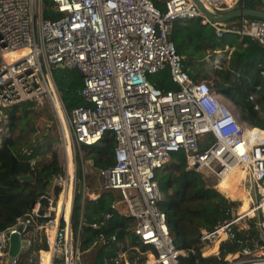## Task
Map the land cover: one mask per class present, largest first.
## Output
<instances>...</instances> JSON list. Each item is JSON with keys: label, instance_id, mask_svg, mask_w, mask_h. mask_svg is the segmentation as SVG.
<instances>
[{"label": "built area", "instance_id": "obj_1", "mask_svg": "<svg viewBox=\"0 0 264 264\" xmlns=\"http://www.w3.org/2000/svg\"><path fill=\"white\" fill-rule=\"evenodd\" d=\"M159 1L165 10L154 0H53L51 9L59 17L48 19L45 0H0V112L46 97L59 121L61 167L32 208L0 230V264H8L12 234L27 242L21 253L38 254V264H83L85 251L107 242L100 231L83 252L85 227H102L115 212L133 220L128 229L141 242L118 250L112 257L115 264H181L189 251L171 237L157 179L172 154L181 150L188 168L203 170L209 186L228 199L237 198L219 187L224 179L241 172L237 183L244 180L250 187L245 212L236 201L225 222L200 231L201 255L223 252L225 264H264V129L244 123L211 82L194 80L170 38L177 19L199 18L213 26L218 40L230 32L264 45V18L223 23L201 12L194 0ZM201 1L215 15L247 7L246 0ZM220 56L216 66L227 59ZM58 68L81 70L80 94L87 105L66 108L54 79ZM163 70L170 72L177 89L162 90L149 80ZM106 131L116 141L114 162L98 168L85 147L102 142ZM206 136L209 142L203 145L200 138ZM86 166L99 176L93 196ZM78 192L82 208L75 224ZM103 192L117 197L103 218L90 223L84 216L86 199ZM220 236L225 239L217 250L205 255ZM38 243L44 247L36 250ZM226 243H236L237 250L223 249Z\"/></svg>", "mask_w": 264, "mask_h": 264}, {"label": "trees", "instance_id": "obj_2", "mask_svg": "<svg viewBox=\"0 0 264 264\" xmlns=\"http://www.w3.org/2000/svg\"><path fill=\"white\" fill-rule=\"evenodd\" d=\"M154 1L156 6L165 10L163 1ZM45 2L48 8L44 12V17L48 19L59 17L57 12L51 9L53 0H45ZM246 6L264 10V0H246ZM170 38L174 41L177 52L182 56L183 65L194 80L206 79L211 82L213 88L224 98L229 99L232 109L240 114L244 123L264 129V45L249 36L240 38L239 35L230 32L218 40L213 26L204 24L199 18L187 21L177 19L173 23ZM227 45L234 48L231 52L228 50L225 52L227 59L224 65L215 67L212 63L219 56L216 51H224ZM83 78L81 70L76 68H58L54 71L55 82L68 110L88 104L80 94ZM149 80L162 90L177 89L168 70L155 72L149 76ZM44 99L46 108H38L41 102L39 99H34L4 111L7 115L16 111L21 115H28L31 119L28 122L30 134L35 131L31 123L34 118L46 117L49 120L46 126L48 135L45 136L46 133L40 135V138L33 142L34 145L27 143L23 130H20L15 121L9 124L0 122V129L2 127L5 129V133L0 130V230L12 226L18 216L29 211L49 190L53 178L61 172L56 148L60 137L59 134L51 137L53 128L57 127L56 117L49 100L46 97ZM32 140L33 138L29 141ZM101 141L85 148L87 157L94 161V166L105 168L114 162L116 141L111 131H106ZM34 146L43 149L44 158L34 160L32 155ZM27 174L32 175L35 182H45L42 192L35 183L19 180L20 176ZM157 179L159 188L164 194L160 208L167 213L171 237L179 248L189 251L188 255L180 258L181 264H225L223 252L221 256L201 255L202 245L199 235L202 229L213 230L218 224L225 222L227 212L238 203L209 186L204 180L203 170L188 168L183 150L172 154L166 167L157 173ZM222 190L228 196L231 194L233 198L245 199V195L238 189ZM116 197L113 192H103L96 199H86L84 216L90 223L103 218ZM247 207L248 202H243L241 210ZM81 208L82 194L78 192L73 211L75 224L79 221ZM132 222L133 220L115 212L102 227L86 226L82 236L83 252L97 238L100 231L105 234L107 242L102 241L91 251H85L82 255V263L115 264L112 257L118 250L126 249L128 245H139L141 243L139 238L132 235L128 229ZM254 232L253 229L251 233ZM33 247L38 250L43 248L44 244L38 243ZM223 249L235 251L237 244L226 243ZM192 250L195 252L193 253ZM29 255L30 251L22 252L15 264H37L38 258L31 262Z\"/></svg>", "mask_w": 264, "mask_h": 264}, {"label": "rangeland", "instance_id": "obj_3", "mask_svg": "<svg viewBox=\"0 0 264 264\" xmlns=\"http://www.w3.org/2000/svg\"><path fill=\"white\" fill-rule=\"evenodd\" d=\"M218 55H221L220 57L222 58V60L224 58H226V54L221 52ZM226 55V56H225ZM215 67H220L222 65H218L216 66V60L213 61L212 63ZM39 101L41 102V104L38 105V108H43L47 106V104L44 102L45 99L44 97L39 98ZM49 109V108H48ZM53 110V109H52ZM5 111V110H4ZM2 111L0 112V122L2 121L4 124H9L12 121H15V123L19 126L20 130H23V133L25 134L26 138H27V143H29L30 145H34V141L35 139H39L40 135H44V133H46L45 136L48 135L49 131H47V125L49 123V120L46 117H41V118H34L31 123L34 126L35 131L33 133H29V119L30 117L28 115H21V113L19 111L10 113V114H5V112ZM12 111V110H11ZM54 112V111H53ZM54 116L56 117V114L54 112ZM31 120V119H30ZM56 120V128L52 130L51 132V137H55L59 134L60 137V126H59V121L57 119V117L55 118ZM34 122V123H33ZM52 125V123H51ZM3 133H5V129L4 127H2L0 129ZM31 138H33L32 141H29ZM201 139V143L203 145H205V143L209 142V138H207V136L205 138H200ZM1 142V141H0ZM56 148L58 150L59 153V142L56 145ZM32 155L34 160H36L37 158H44L43 157V149L41 147H36L34 146L32 148ZM47 157L49 155H46ZM86 170H87V174H88V178H87V182H88V193L90 194V196H93L96 192H98L99 190V176L96 170H92V168L90 166H86ZM240 174V173H239ZM240 179V178H239ZM238 177L237 176H231L230 179L227 180V182L225 183V185L223 186L222 189H227L229 190H235L238 189ZM208 183V182H207ZM236 201L238 203H241V199H236Z\"/></svg>", "mask_w": 264, "mask_h": 264}, {"label": "water", "instance_id": "obj_4", "mask_svg": "<svg viewBox=\"0 0 264 264\" xmlns=\"http://www.w3.org/2000/svg\"><path fill=\"white\" fill-rule=\"evenodd\" d=\"M194 2L196 3L197 7L201 12H203L205 15L209 16L212 20L217 22L227 23L229 21H235L239 17L252 16V17L264 18V10H260L252 7L236 8L227 11L225 14L222 15H215L206 8L203 1L194 0ZM19 180H21L22 182L35 183L41 192L44 190L46 185L45 182L42 183L35 182L34 177L30 174L20 176ZM9 241L10 243H9L8 263L12 264L13 260L20 255L22 245H25L27 242L22 241L18 234H12Z\"/></svg>", "mask_w": 264, "mask_h": 264}, {"label": "bare ground", "instance_id": "obj_5", "mask_svg": "<svg viewBox=\"0 0 264 264\" xmlns=\"http://www.w3.org/2000/svg\"><path fill=\"white\" fill-rule=\"evenodd\" d=\"M16 55H21V52H19L18 54H16ZM260 132V131H259ZM237 177H238V179L240 178V176H242V174H241V172H240V174H238V175H236ZM244 178V177H243ZM229 178H227V179H224L223 181H221V183H220V185H219V187L222 189L223 188V186L225 185V183L227 182V180H228ZM243 180V179H242ZM239 181V180H238ZM238 190L240 189V190H242L241 192L245 195V199H243V202H248L247 201V197L246 196H248V195H250V187H248L247 186V184H246V182H244V180H243V182L242 183H238ZM229 196L231 197L232 195L231 194H229ZM61 203H63V200L60 202V204ZM247 209V208H246ZM245 209V210H246ZM245 210H240V211H242V212H245ZM225 239V237L224 236H220V237H218V238H216L215 240H214V244L211 246V247H209L208 248V250H205L204 251V254L205 255H207L208 253H213V252H215L216 250H217V248H218V246L220 245V243L223 241Z\"/></svg>", "mask_w": 264, "mask_h": 264}, {"label": "crops", "instance_id": "obj_6", "mask_svg": "<svg viewBox=\"0 0 264 264\" xmlns=\"http://www.w3.org/2000/svg\"><path fill=\"white\" fill-rule=\"evenodd\" d=\"M239 191L241 192L242 190H240L239 189ZM243 192V191H242ZM24 252V251H23ZM21 254V253H20ZM30 257H29V260L31 261V262H34V259L37 257L38 259H39V257H38V254H32V253H30V255H29ZM38 262V261H37ZM9 264V263H8ZM38 264V263H37Z\"/></svg>", "mask_w": 264, "mask_h": 264}]
</instances>
